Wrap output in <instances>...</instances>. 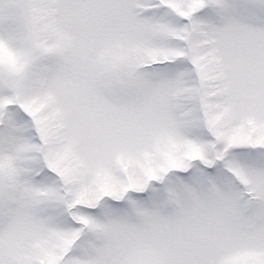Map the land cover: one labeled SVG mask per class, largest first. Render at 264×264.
Wrapping results in <instances>:
<instances>
[{
  "label": "snow or ice",
  "instance_id": "6c2138e0",
  "mask_svg": "<svg viewBox=\"0 0 264 264\" xmlns=\"http://www.w3.org/2000/svg\"><path fill=\"white\" fill-rule=\"evenodd\" d=\"M0 264H264V0H0Z\"/></svg>",
  "mask_w": 264,
  "mask_h": 264
}]
</instances>
